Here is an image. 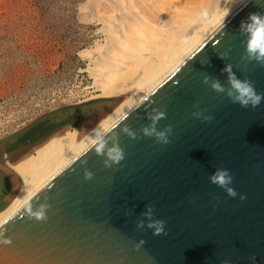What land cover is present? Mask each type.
<instances>
[{
  "label": "water",
  "instance_id": "obj_1",
  "mask_svg": "<svg viewBox=\"0 0 264 264\" xmlns=\"http://www.w3.org/2000/svg\"><path fill=\"white\" fill-rule=\"evenodd\" d=\"M257 11H264V0H242L111 122L149 96L144 104L151 106L146 110L142 105L123 122L142 138H129L120 131L123 124L115 129L125 151L119 165L106 168L94 151L81 157L86 165L73 163L81 147L31 191L39 193L41 201L48 197V219L39 222L21 216V203L4 220L5 235L12 243L0 244V264H221L223 260L253 264V256L255 264H264V102L255 109L242 108L202 82L203 75H209L229 88L227 73L221 70L231 63L237 77L248 76L257 91L264 92V67L241 59L245 37L239 32L240 22ZM226 49L230 53L223 60L219 53ZM193 53H197L194 60L188 61ZM196 103L214 117L211 122L192 115ZM84 106L88 105L71 110L79 112ZM152 107L166 111L158 128L173 127L167 145L142 136ZM35 123L0 139V149L5 152L6 145ZM85 167L94 173L92 180L84 179ZM216 167L231 171L235 198L210 183L208 177ZM18 185L17 175L0 158V209ZM147 204L154 205L155 218L166 221L167 235L136 228ZM140 239L145 243L137 249Z\"/></svg>",
  "mask_w": 264,
  "mask_h": 264
},
{
  "label": "bare ground",
  "instance_id": "obj_2",
  "mask_svg": "<svg viewBox=\"0 0 264 264\" xmlns=\"http://www.w3.org/2000/svg\"><path fill=\"white\" fill-rule=\"evenodd\" d=\"M237 5L233 0H80L79 20L95 29L92 45L78 54L87 61L85 70L98 96L117 101L103 115H91L86 128L59 130L14 157L0 149V158L19 180L12 199L0 209V221L69 161L98 123L115 120Z\"/></svg>",
  "mask_w": 264,
  "mask_h": 264
},
{
  "label": "rangeland",
  "instance_id": "obj_3",
  "mask_svg": "<svg viewBox=\"0 0 264 264\" xmlns=\"http://www.w3.org/2000/svg\"><path fill=\"white\" fill-rule=\"evenodd\" d=\"M79 1L0 0V139L36 122L5 146L10 156L64 128L85 127L117 101L98 96L78 54L95 29L79 20ZM79 105L88 106L71 110Z\"/></svg>",
  "mask_w": 264,
  "mask_h": 264
},
{
  "label": "clouds",
  "instance_id": "obj_4",
  "mask_svg": "<svg viewBox=\"0 0 264 264\" xmlns=\"http://www.w3.org/2000/svg\"><path fill=\"white\" fill-rule=\"evenodd\" d=\"M235 4H240L241 0H233ZM246 5V3H243ZM221 30L225 28V23L220 25ZM239 32L244 35V53L241 59L247 63L255 62L261 67H264V11L250 12L247 17L240 22ZM230 49H226L224 52L219 53V57L223 60L229 56ZM193 53L189 55L188 61L194 60L195 55ZM187 61V62H188ZM222 73H227L229 88L225 87L216 78H212L209 75H203L202 82L208 85L213 91L217 93L225 94L232 103L239 104L242 108H257L264 102V92L257 91L255 87V81L251 80L248 76H244L243 79L237 77L233 72V65L231 63H225ZM154 94V93H153ZM149 100V96L144 98L141 104L134 105L125 115L121 116L116 123H98L95 128L91 130L92 135L85 136V143L82 146V151L76 156L73 163L80 161L82 165L87 164L86 159H81L89 153L94 151L96 156L103 158V164L106 168H112L113 165H119L121 161L125 159V151L119 143V133L115 132V129L120 127V131L125 133L131 139H140L141 136L131 130L126 121L132 112L139 109L142 105L147 110L151 104L145 105L144 102ZM151 103H155L152 101ZM196 109L192 115L201 120L202 122H211L213 116L206 114L205 109H200L198 103L194 104ZM147 118L150 123L142 127V136L154 138L155 142L161 145H167L170 143V136L173 133V127L171 124L165 125L163 128H158V123L166 118V111L160 108L152 107L150 112H147ZM108 133H112V136L106 139ZM109 140L111 144L109 145ZM75 170V169H73ZM83 176L85 180H92L94 173L84 168ZM210 183L222 188L228 196L235 198L238 193L234 187H232L233 175L227 168L216 167L215 171L208 177ZM39 193L29 194L24 197L19 209L21 216H26L29 220H36L44 222L48 219V210L51 205L48 203V197L45 196L41 201ZM241 200L246 199L245 194H239ZM219 199V197H215ZM194 202V200H193ZM143 219L137 220V229H151L153 235H167L168 232L165 228L166 221L163 219L155 218V208L152 204L145 206V211L141 214ZM8 221H0V244L10 245L12 243L11 236L5 235L7 229L5 225ZM145 241L140 239L135 245L139 249ZM255 264V256L250 258ZM221 264H231L229 260H223Z\"/></svg>",
  "mask_w": 264,
  "mask_h": 264
}]
</instances>
